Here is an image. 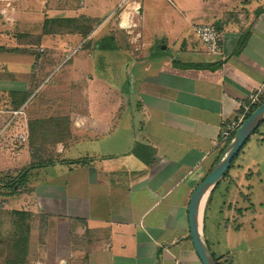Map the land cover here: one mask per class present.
<instances>
[{
	"label": "crops",
	"instance_id": "obj_1",
	"mask_svg": "<svg viewBox=\"0 0 264 264\" xmlns=\"http://www.w3.org/2000/svg\"><path fill=\"white\" fill-rule=\"evenodd\" d=\"M115 1L101 0L99 13L110 9L85 37L70 31L58 44L49 37L43 45L40 31L26 35L16 28V36L10 35V25L24 24L17 6L27 12L38 7L42 22L80 17L82 31L89 28L87 18L99 14L96 7L88 3L71 16L80 11L71 0H0L6 2L0 34L10 38L0 44V55L20 83L0 91L10 105L0 111V132L12 127L10 134L22 135L27 152L30 121L58 116L53 111L68 116L69 144L56 145L60 159L49 165L55 176L38 178V187L48 183L58 190L42 195L48 196L50 215L64 221L70 256L80 253L86 264H202L189 237V200L220 155V128L242 116L240 103L264 93V0H177L173 8L181 25L175 35L162 29L164 0L146 12L150 0ZM153 15L160 25L150 26ZM39 22L30 23L35 28ZM203 25L219 33L215 54L194 33ZM62 67L51 87L70 91L67 104H32ZM17 93L28 97L14 110ZM93 94L110 99L102 118L93 111ZM239 184L211 190L204 238L221 262L264 264V183L257 185L258 199L251 184ZM219 189L208 242L206 210Z\"/></svg>",
	"mask_w": 264,
	"mask_h": 264
},
{
	"label": "rangeland",
	"instance_id": "obj_2",
	"mask_svg": "<svg viewBox=\"0 0 264 264\" xmlns=\"http://www.w3.org/2000/svg\"><path fill=\"white\" fill-rule=\"evenodd\" d=\"M73 3V6L77 5V8L80 9L79 12L75 11L71 12V14L68 12V15L75 16L78 14H81L83 11L82 9L88 5V3L92 4V6L96 7V12L99 13L103 7V4L101 0H71ZM115 1V0H114ZM117 1V0H116ZM115 1V2H116ZM163 7H166L167 13L166 16L163 17L162 21V29L166 31V29H171V33L175 35L176 29H178V26L181 25V20H179V16L174 12L175 9L173 8V5H176L177 0H164L163 1ZM26 3H28L26 1ZM152 3L153 8L156 7L157 3H160L159 0H150L148 3H145L143 5L145 12L146 10L152 9ZM6 2L0 3V8L5 7ZM162 5V4H161ZM159 5V7H161ZM16 6V4L14 5ZM83 7V8H82ZM108 10L110 9L109 6ZM163 10L165 8H162ZM18 10V18L19 20H22L24 24H20V28L14 24L10 25V35H14L16 33V30L18 29V32L21 34L25 32L24 34H28V31H35L39 32L41 35V41L40 43H43V45L47 44V41L51 39L56 40L55 43H59L60 38H62V35L68 34L71 31L75 30H81L82 27L85 25H82L83 22H81L80 17H64L56 19L54 17H50L48 24L42 22L43 16L41 15V10L36 7L34 12L30 11L27 12L26 10L20 9L17 6ZM23 10V11H22ZM107 10V11H108ZM77 11V10H76ZM107 11H104V13H99L98 15L94 16L93 18H87V24L88 27H94L98 24L99 20H101ZM50 13H47V18L50 16ZM53 15V14H52ZM56 17V16H55ZM117 14L114 15V19H116ZM21 18V19H20ZM139 18V17H138ZM35 21H40V24H36L35 28L31 25L30 22L34 23ZM42 22V23H41ZM97 23V24H96ZM140 26L142 24H139ZM144 25V21H143ZM155 25H160L158 22V19L155 15L152 16V19L150 21V26L155 27ZM6 27V25H5ZM0 23V30H4V28ZM53 30L52 32L50 29ZM142 27V26H141ZM8 28V26H7ZM17 28V29H16ZM102 29V28H100ZM98 29L95 34H98L100 31ZM143 31H145L142 28ZM22 31V32H21ZM19 35V34H18ZM57 35L58 37H56ZM16 36V34H15ZM10 40V38H7L4 33L0 34V44L6 43V41ZM171 48V47H170ZM46 48H44L45 50ZM48 53V52H47ZM44 53L42 52L41 55ZM60 56H63L61 54ZM0 55V91H4V89H13L14 87L18 89L20 83L13 74L11 73V69H9L5 63L3 62V59H1ZM68 65H66L67 67ZM65 67V68H66ZM64 67L60 69V71L56 72L55 75L53 74L52 77L49 78L48 82L41 88L39 92L36 93L35 97L33 98L32 104H47L50 102L58 103L59 105H65L67 104L66 100L69 99L68 94L70 91L68 90L66 93V87L62 85L60 88L57 89L52 88L51 84L52 82L61 79L62 77V71ZM64 72V71H63ZM67 78V77H66ZM69 81V80H68ZM46 82V81H45ZM44 82V83H45ZM68 83L70 82H67ZM61 85V84H59ZM66 85V86H67ZM72 92L75 94L76 89L78 87L76 85L71 86ZM68 89V88H67ZM97 90V89H96ZM93 93H100L99 90L97 92ZM35 94V92H34ZM18 95V93H17ZM19 96V95H18ZM75 96V95H74ZM92 103H93V111L95 115L99 117L105 116V111L111 109V103L110 99H106L104 96L94 94L92 95ZM10 106L9 104H6L4 102V94L0 95V111L5 110V106ZM56 109V108H54ZM11 111V110H10ZM14 112V111H13ZM13 112H9L12 116H17ZM19 113V111H18ZM55 115H58L54 117V121H57L59 117H68L65 114H56L57 112L53 111ZM67 120V119H66ZM2 128V127H0ZM10 131L12 132V127L7 128L3 133L0 132V173H12V176H16L18 172H20L22 169L27 167L30 163L35 162L37 163L40 160H45L47 162H53L56 163L60 159V155H55L56 145L55 146H45L42 150L35 151L33 147H27V152H24V142L22 135H14V133L10 134ZM69 143H63L61 145H67ZM79 147V146H78ZM81 147V145H80ZM42 168V169H41ZM39 167L36 168L40 171L39 175L34 174V170L30 172L29 179L27 184L24 186V189H20L19 192H15L13 195H0V211L1 212H10L13 210H20L24 212H28L30 214V218L28 220V223L30 225V232H29V259L27 264H82L80 262L81 254H73L70 256L69 252H67L66 243L67 239L65 237L64 233V225L61 221L60 223H57L55 220V216L50 215V205L48 203V196L45 197L42 194L43 193H54L58 190L55 189L54 186L49 185L48 183H45V185L38 187L43 184V181L39 179H45L49 180L51 177H54L55 175H52L49 173V171H53V169H50L51 167ZM46 171V172H45ZM229 175L227 178L220 179L218 182V188L221 186H225V184L228 183V179L231 182L234 183H241L239 185H243L246 182L252 185V188L255 192V197L257 198V195L260 197V194L257 190V185L259 183H264V123L261 124L260 127L250 136V138L247 140V142L243 145L241 152H239L238 157L236 158L234 165L231 169L228 171ZM1 176H4V174H1ZM39 178V179H38ZM219 193L220 189L216 190L213 193L212 201L207 207L206 210V237L208 242L210 241V232L208 229V220L209 215L211 211L213 210V206L215 205V202L219 201ZM42 216H46L45 218H42ZM208 224V225H207ZM40 226L43 229H40ZM55 227H59L55 229ZM71 244L74 247H78L80 245L79 241L73 240ZM259 246V244H258ZM213 251V249H211ZM216 255V254H214ZM72 258V259H71Z\"/></svg>",
	"mask_w": 264,
	"mask_h": 264
},
{
	"label": "trees",
	"instance_id": "obj_3",
	"mask_svg": "<svg viewBox=\"0 0 264 264\" xmlns=\"http://www.w3.org/2000/svg\"><path fill=\"white\" fill-rule=\"evenodd\" d=\"M48 21L49 20H46L45 23L48 24ZM91 29L92 27H89L88 29H85L83 31L75 30L71 33L77 32L83 37H85ZM17 96L15 95V97H13L12 107L14 110L19 109L24 100L28 97L27 94H24L19 97ZM260 101H264V93L261 94ZM256 107L250 110L245 115L244 119H246ZM52 119L54 118L30 121L28 125L29 133L27 137V145L29 147H33L35 151H38L42 150L45 146L48 145L55 146L58 143H67L70 138V128L68 124L69 122L63 117H59L57 121H54ZM220 153L221 150L218 151L217 154L219 155ZM238 155L236 156V158L238 157ZM236 158L234 159L230 169L233 167ZM53 164V162H47L45 160H40L37 163L32 162L27 167L18 172L15 177L12 176L13 174L9 172L0 173V195L10 196L13 195L15 192H19L20 189H24V186L27 184L30 172L32 170L39 167H47ZM228 171L223 175L221 179L225 180L227 178V176L229 175ZM1 174H4V176H1ZM228 183H230L229 179ZM217 185L218 183L215 185L212 191H214ZM29 218L30 214L28 212L20 210H13L10 212L0 211V264H27L29 259L28 256L30 248V225L28 223ZM42 218L46 219V216H42ZM40 229L43 228L40 226ZM85 241L86 243H89L93 240L87 239ZM213 257L217 264L230 263V260L228 259L221 262V257H215L214 255ZM80 262L82 264H86L87 257L82 256Z\"/></svg>",
	"mask_w": 264,
	"mask_h": 264
},
{
	"label": "water",
	"instance_id": "obj_4",
	"mask_svg": "<svg viewBox=\"0 0 264 264\" xmlns=\"http://www.w3.org/2000/svg\"><path fill=\"white\" fill-rule=\"evenodd\" d=\"M262 123H264V101L241 122L212 168L191 193L187 210L189 237L202 264H217L203 234L205 202L214 186L230 169L243 145Z\"/></svg>",
	"mask_w": 264,
	"mask_h": 264
},
{
	"label": "built area",
	"instance_id": "obj_5",
	"mask_svg": "<svg viewBox=\"0 0 264 264\" xmlns=\"http://www.w3.org/2000/svg\"><path fill=\"white\" fill-rule=\"evenodd\" d=\"M194 33L199 40L205 44L206 49L209 53H217L219 49V33L218 31L210 25L195 26ZM261 103L258 95L251 96L247 104L240 103V108H242V116L237 121H232L225 123L222 128H220L219 140L217 141L218 151L226 147L227 143L231 139L232 135L236 129L240 126L241 122L244 120L245 115L252 110L254 107ZM14 114H18V111H14ZM24 141V138H23Z\"/></svg>",
	"mask_w": 264,
	"mask_h": 264
}]
</instances>
